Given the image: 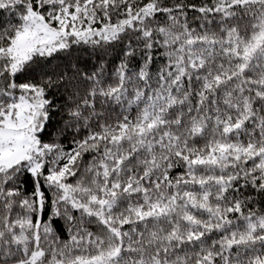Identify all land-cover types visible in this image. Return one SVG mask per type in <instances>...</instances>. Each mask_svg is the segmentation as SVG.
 Returning a JSON list of instances; mask_svg holds the SVG:
<instances>
[{
	"label": "snow or ice",
	"instance_id": "1",
	"mask_svg": "<svg viewBox=\"0 0 264 264\" xmlns=\"http://www.w3.org/2000/svg\"><path fill=\"white\" fill-rule=\"evenodd\" d=\"M0 264H264V0H0Z\"/></svg>",
	"mask_w": 264,
	"mask_h": 264
}]
</instances>
